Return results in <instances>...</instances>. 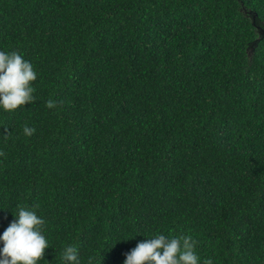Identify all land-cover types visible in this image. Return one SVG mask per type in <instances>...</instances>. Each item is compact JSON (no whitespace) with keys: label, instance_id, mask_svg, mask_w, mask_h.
<instances>
[{"label":"trees","instance_id":"trees-1","mask_svg":"<svg viewBox=\"0 0 264 264\" xmlns=\"http://www.w3.org/2000/svg\"><path fill=\"white\" fill-rule=\"evenodd\" d=\"M263 27L264 0H0V51L37 74L0 108V234L23 206L39 264H123L154 234L264 264Z\"/></svg>","mask_w":264,"mask_h":264},{"label":"clouds","instance_id":"clouds-1","mask_svg":"<svg viewBox=\"0 0 264 264\" xmlns=\"http://www.w3.org/2000/svg\"><path fill=\"white\" fill-rule=\"evenodd\" d=\"M37 78L33 64L13 50L0 51V108L15 111L25 104L33 103L35 89L32 86ZM57 102L46 101L49 109ZM33 127L24 126L23 133L31 136ZM5 153L0 151V156ZM16 219L0 234L3 247L0 248V264H39L45 250L50 246L44 235L45 220L29 208L18 206ZM199 241L193 236L181 234L166 237L154 234L151 238L138 241L124 253L123 264H201L196 253ZM61 259L64 264H80L79 251L74 245L63 248ZM95 257L89 256L87 264H94ZM202 264H213L211 258L203 259Z\"/></svg>","mask_w":264,"mask_h":264},{"label":"water","instance_id":"water-1","mask_svg":"<svg viewBox=\"0 0 264 264\" xmlns=\"http://www.w3.org/2000/svg\"><path fill=\"white\" fill-rule=\"evenodd\" d=\"M260 30V32H262L263 30H264V27L263 28H261V29H259Z\"/></svg>","mask_w":264,"mask_h":264}]
</instances>
